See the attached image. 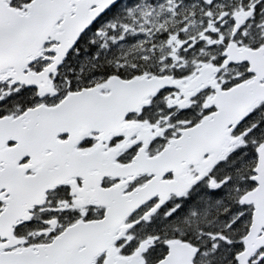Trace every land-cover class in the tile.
<instances>
[{"label":"snow or ice","instance_id":"obj_1","mask_svg":"<svg viewBox=\"0 0 264 264\" xmlns=\"http://www.w3.org/2000/svg\"><path fill=\"white\" fill-rule=\"evenodd\" d=\"M0 264H264V0H0Z\"/></svg>","mask_w":264,"mask_h":264}]
</instances>
